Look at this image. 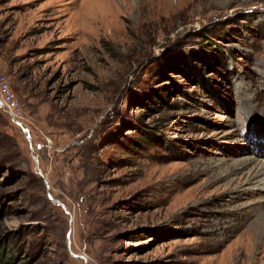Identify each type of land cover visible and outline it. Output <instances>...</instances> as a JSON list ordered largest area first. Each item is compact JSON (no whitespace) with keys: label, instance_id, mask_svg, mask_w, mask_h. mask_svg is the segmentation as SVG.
Wrapping results in <instances>:
<instances>
[{"label":"rangeland","instance_id":"obj_1","mask_svg":"<svg viewBox=\"0 0 264 264\" xmlns=\"http://www.w3.org/2000/svg\"><path fill=\"white\" fill-rule=\"evenodd\" d=\"M0 75V264H264V0H0Z\"/></svg>","mask_w":264,"mask_h":264},{"label":"built area","instance_id":"obj_2","mask_svg":"<svg viewBox=\"0 0 264 264\" xmlns=\"http://www.w3.org/2000/svg\"><path fill=\"white\" fill-rule=\"evenodd\" d=\"M0 109L9 115L13 121L20 123L22 114L19 102L10 93L5 78L0 75ZM18 121V122H17Z\"/></svg>","mask_w":264,"mask_h":264},{"label":"water","instance_id":"obj_3","mask_svg":"<svg viewBox=\"0 0 264 264\" xmlns=\"http://www.w3.org/2000/svg\"><path fill=\"white\" fill-rule=\"evenodd\" d=\"M17 125L20 126L22 132L24 133V136H25L26 140L29 141V140H30V136L27 134V132L25 131V129L21 126L22 124L17 123ZM36 170H37V174H38L41 178H44V176H43V174H42V172H41V170H40L39 163H38L37 160H36ZM49 197H50V199H52V197H51L50 195H49ZM54 202H55L58 206H61L63 209H65L64 206H63L61 203H59L58 201H55V200H54ZM66 213H67V212H66ZM69 234H70V231H69V233H68V245H69ZM72 255H73V254H72ZM73 256H74V257H79L78 255H73ZM82 258L84 259V257H82Z\"/></svg>","mask_w":264,"mask_h":264},{"label":"bare ground","instance_id":"obj_4","mask_svg":"<svg viewBox=\"0 0 264 264\" xmlns=\"http://www.w3.org/2000/svg\"><path fill=\"white\" fill-rule=\"evenodd\" d=\"M252 232L254 237L258 240V246H261L264 242V232H262V225L260 223L255 224Z\"/></svg>","mask_w":264,"mask_h":264}]
</instances>
